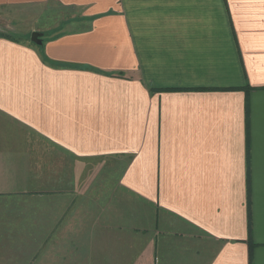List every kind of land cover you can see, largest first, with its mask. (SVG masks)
I'll return each mask as SVG.
<instances>
[{"label": "crops", "instance_id": "crops-1", "mask_svg": "<svg viewBox=\"0 0 264 264\" xmlns=\"http://www.w3.org/2000/svg\"><path fill=\"white\" fill-rule=\"evenodd\" d=\"M52 1L77 28L0 36V250L47 264L74 232L91 264H264V0L0 15Z\"/></svg>", "mask_w": 264, "mask_h": 264}, {"label": "rangeland", "instance_id": "rangeland-1", "mask_svg": "<svg viewBox=\"0 0 264 264\" xmlns=\"http://www.w3.org/2000/svg\"><path fill=\"white\" fill-rule=\"evenodd\" d=\"M1 14L0 36L17 40L28 39L31 42H33V32L43 33L41 39L44 42L45 36H54L60 32L77 28L76 22L80 15L75 9L64 7L54 1L39 7L4 9ZM57 242L62 248L57 247L53 251L57 253L62 251L68 255H57L52 259V256L48 254L49 260L47 264H51L53 260L52 264H91V260L94 257L91 256V248L86 246V241L84 242L85 247L81 246L83 242H81L79 233L75 234L73 232L68 235L63 232L61 236L59 233ZM29 252L32 251H28V247H20L10 251L9 249L0 250V264H44L42 257L41 261H39L42 253L40 249H37L36 259L34 255H29Z\"/></svg>", "mask_w": 264, "mask_h": 264}, {"label": "water", "instance_id": "water-1", "mask_svg": "<svg viewBox=\"0 0 264 264\" xmlns=\"http://www.w3.org/2000/svg\"><path fill=\"white\" fill-rule=\"evenodd\" d=\"M43 36V33H40V32H33L32 34V41L37 43V44H42L43 41L41 39V37Z\"/></svg>", "mask_w": 264, "mask_h": 264}, {"label": "trees", "instance_id": "trees-1", "mask_svg": "<svg viewBox=\"0 0 264 264\" xmlns=\"http://www.w3.org/2000/svg\"><path fill=\"white\" fill-rule=\"evenodd\" d=\"M250 214V213H249ZM249 231H252V224H251V219H250V225H249Z\"/></svg>", "mask_w": 264, "mask_h": 264}]
</instances>
